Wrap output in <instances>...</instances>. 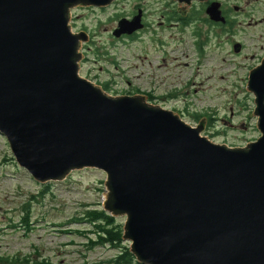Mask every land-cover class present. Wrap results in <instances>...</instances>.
<instances>
[{
  "label": "water",
  "instance_id": "obj_1",
  "mask_svg": "<svg viewBox=\"0 0 264 264\" xmlns=\"http://www.w3.org/2000/svg\"><path fill=\"white\" fill-rule=\"evenodd\" d=\"M114 1L0 0V135L15 163L40 185L103 172L102 210L125 217L138 264H264V61L246 87L260 137L214 144L204 120L190 127L79 76L87 35L72 33L70 11ZM138 28L122 20L114 36Z\"/></svg>",
  "mask_w": 264,
  "mask_h": 264
},
{
  "label": "rangeland",
  "instance_id": "obj_2",
  "mask_svg": "<svg viewBox=\"0 0 264 264\" xmlns=\"http://www.w3.org/2000/svg\"><path fill=\"white\" fill-rule=\"evenodd\" d=\"M131 2L121 0L103 13L71 12L73 33L83 29L92 37L90 44L81 47L84 58L79 76L103 90L108 84L104 91L112 97L128 96L135 89L152 95L158 100L148 99L150 104L173 112L190 127L198 126L202 117L209 118L201 136L214 144L240 148L256 141L260 134L253 115L254 96L246 88L251 61L236 58L227 46L219 51L214 48L205 62L192 52L184 56L171 42L158 52L144 37L117 42L109 33L113 18L119 11H129ZM247 33L252 37L259 29ZM242 42L245 54L257 51L251 41L244 38ZM168 95L179 98L164 99ZM194 115L202 116L196 121ZM105 181L103 172L83 169L71 172L62 182L40 185L17 166L0 135V258L28 256L44 264H112L119 249L91 248L90 241L98 237L86 220L87 211H103ZM113 218L123 232L125 217ZM122 243L129 249V243Z\"/></svg>",
  "mask_w": 264,
  "mask_h": 264
},
{
  "label": "flooded vegetation",
  "instance_id": "obj_3",
  "mask_svg": "<svg viewBox=\"0 0 264 264\" xmlns=\"http://www.w3.org/2000/svg\"><path fill=\"white\" fill-rule=\"evenodd\" d=\"M121 0H115L107 7H76L70 11L69 26L71 28L72 11L82 9L91 12L103 13L108 8L116 6ZM124 9V8H123ZM138 19V30L131 34L114 36L119 22H132ZM114 25L109 33L115 41H147L154 47L155 52L161 51L169 42L175 49L183 50L184 56L192 52L196 59L208 62L212 54L210 51L222 50L227 46L233 56L251 61L247 65L246 81L250 73L260 67L264 61V0H132L129 11H119L113 18ZM259 29V34L250 37V29ZM72 31V29H71ZM78 33L87 35V46L91 42V34L80 29ZM73 33V31H72ZM74 33V34H78ZM244 38L250 45H255V53L245 54ZM90 42V43H89ZM81 53V52H80ZM84 58L83 54L81 53ZM82 58V61H83ZM81 61V62H82ZM109 88L108 84H105ZM142 95L146 100L157 101L152 95L139 94L137 90L128 93V96ZM178 99L176 95H168L164 99ZM149 102V101H148ZM205 124L211 122L204 118Z\"/></svg>",
  "mask_w": 264,
  "mask_h": 264
},
{
  "label": "trees",
  "instance_id": "obj_4",
  "mask_svg": "<svg viewBox=\"0 0 264 264\" xmlns=\"http://www.w3.org/2000/svg\"><path fill=\"white\" fill-rule=\"evenodd\" d=\"M104 90L108 91L106 86H103ZM202 115H194L196 121L201 118ZM26 216H29V212L25 211ZM86 220L94 227L97 239L90 241V247L96 246H110L118 248L120 254L112 260V264H134L135 259L130 254L129 249L125 248L122 243V231L120 225H116L115 219L112 216H108L103 211L91 210L86 212ZM45 262H33L28 256L19 259L18 256L9 258H0V264H44ZM138 264V263H137Z\"/></svg>",
  "mask_w": 264,
  "mask_h": 264
}]
</instances>
